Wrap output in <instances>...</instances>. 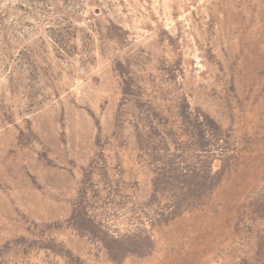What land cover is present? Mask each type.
Here are the masks:
<instances>
[{
    "label": "rangeland",
    "instance_id": "374dc122",
    "mask_svg": "<svg viewBox=\"0 0 264 264\" xmlns=\"http://www.w3.org/2000/svg\"><path fill=\"white\" fill-rule=\"evenodd\" d=\"M0 264H264V0H0Z\"/></svg>",
    "mask_w": 264,
    "mask_h": 264
}]
</instances>
